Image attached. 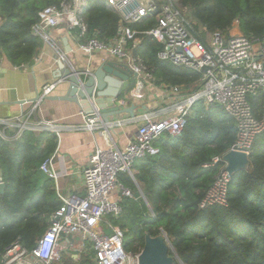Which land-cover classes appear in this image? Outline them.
<instances>
[{"label":"trees","instance_id":"16d2710c","mask_svg":"<svg viewBox=\"0 0 264 264\" xmlns=\"http://www.w3.org/2000/svg\"><path fill=\"white\" fill-rule=\"evenodd\" d=\"M62 1L0 0V56L14 66L32 63L42 44L32 30L38 12L58 7ZM174 2L187 9L195 30L205 26L229 36L236 26L237 34L264 43V0ZM83 18L87 31L81 41L95 37L109 43L115 37L118 14L105 0H90ZM154 23L147 18L132 28L144 30ZM161 48L162 44L142 36L133 51L153 67L155 84L195 91L201 73L158 59ZM249 101L259 117L264 94ZM236 134L235 120L221 106L198 101L190 108L180 135L161 134L153 141L157 154L137 159L132 175L119 173L132 197L120 198V214L110 219L122 229L126 250L141 249L145 231L153 236L163 231L182 264H264V131L254 138L249 168L231 176L227 205L199 208L223 166L222 162L212 164V159L231 148ZM57 142L51 131L26 130L13 145L0 139V176L5 184L0 193V253L16 240L31 247L62 206L54 181L39 169L55 152ZM92 255L91 250L80 254L79 264H92Z\"/></svg>","mask_w":264,"mask_h":264},{"label":"built area","instance_id":"2783aa9c","mask_svg":"<svg viewBox=\"0 0 264 264\" xmlns=\"http://www.w3.org/2000/svg\"><path fill=\"white\" fill-rule=\"evenodd\" d=\"M89 3L90 0H65L58 7L47 6L38 12L39 19L32 30L53 48L57 59L72 70L76 68L67 53L50 37L49 31L54 27L63 26L88 58L97 52L115 56L127 64L137 80L128 95L117 99L116 104L124 107L130 99L140 97L146 86H157L162 100H173L170 113L146 111L136 119L138 126L133 140L121 148L111 136V130L121 124L120 120L104 122L95 108L91 113L81 111L82 123L70 127L98 130L104 140V146L97 147L89 155L81 170L83 195L62 193L59 181L64 174L54 167L56 152L46 158L39 169L54 181L62 206L52 214L49 226L31 247L14 241L0 253V264H64V255L80 258V254L88 250L93 252L94 264H138L141 249L126 250L122 229L107 219L120 214V198L132 197L131 190L120 181L119 173L132 175L137 159L157 154L159 149L153 141L161 134L180 135L190 108L198 101L204 105L218 104L235 120L236 140L228 151L249 154L254 138L264 131V104L257 117L249 101L251 96L264 94V43L259 39L241 34L226 36L220 31H209L205 26L195 30L193 21L186 16L187 9L174 0H105V4L118 14L115 37L109 43L95 37L81 41L87 31L83 11ZM147 18L154 19L151 27L132 28L133 23ZM142 36L162 44L157 52L158 59L200 72V86L193 92H185L178 85L155 84L153 67L133 51ZM89 65L88 59L86 71L90 70ZM204 66L208 67L205 72L201 70ZM59 82L60 79L44 84L41 96L51 94ZM31 114V111L21 112L13 118L0 119V139L13 145L26 130L36 134L51 131L59 139L63 126L52 119L34 120ZM8 128L14 131L7 133ZM222 156L212 159V164L222 162L223 166L201 199L199 208L227 205L231 175L224 169ZM0 182H3L1 176ZM75 236L81 241L79 246L73 245Z\"/></svg>","mask_w":264,"mask_h":264},{"label":"crops","instance_id":"0c3cea01","mask_svg":"<svg viewBox=\"0 0 264 264\" xmlns=\"http://www.w3.org/2000/svg\"><path fill=\"white\" fill-rule=\"evenodd\" d=\"M50 37L59 44L68 59L76 69L84 68L90 60L91 68L107 60L119 61L115 56L105 52H97L86 57L76 46L73 39L67 34L63 26L50 29ZM66 38V44L63 39ZM142 37L139 38L141 44ZM58 59L53 48L42 40L41 47L33 62L21 66L12 65L5 56H0V119L13 118L21 112H32L31 117L37 119H52L59 126H63L56 147L54 167L57 172L64 174L59 186L64 194L83 195L81 170L86 165L89 155L97 148L104 146V140L98 130H76L70 126L82 123V109L74 103L60 100L42 99L41 88L46 83L59 80L56 77ZM128 81L126 82L127 85ZM128 86V85H127ZM134 86L128 88L121 97L128 95ZM67 84L59 82L49 96L61 95L65 92ZM160 89L157 86H146L140 97L130 99L124 107L136 105L134 119L124 113L116 120L121 124L111 130L113 141L119 147H124L132 141L137 130L136 119L146 111L157 110L161 114L170 113L169 108L173 100H162ZM36 96L40 99L33 100ZM7 133L14 131L6 129ZM67 255V254H66ZM64 255V264H71L70 257ZM75 258V256L71 257ZM93 263V261L91 260ZM94 264V263H93Z\"/></svg>","mask_w":264,"mask_h":264},{"label":"water","instance_id":"95a60500","mask_svg":"<svg viewBox=\"0 0 264 264\" xmlns=\"http://www.w3.org/2000/svg\"><path fill=\"white\" fill-rule=\"evenodd\" d=\"M66 44V38L63 39ZM86 71L84 68L71 69L68 65L58 61L56 77L67 84L65 92L61 95L41 96L42 99L60 100L71 102L79 106L83 112L91 113L97 109L100 118L107 122L124 113L130 117L134 116L136 105L123 107L116 104L127 90L126 82L135 77L127 64L114 60H107ZM208 67L201 68L206 71ZM40 99L36 96L33 100ZM222 159L225 163L224 169L232 176L240 170L249 168V154L240 151H228ZM5 188L4 182H0V193ZM170 242L166 234L161 231L157 235L144 232V242L138 256V264H180L178 257L169 253Z\"/></svg>","mask_w":264,"mask_h":264},{"label":"rangeland","instance_id":"374dc122","mask_svg":"<svg viewBox=\"0 0 264 264\" xmlns=\"http://www.w3.org/2000/svg\"><path fill=\"white\" fill-rule=\"evenodd\" d=\"M237 33H238V29H237L236 26H234V28L232 29V33H231V34H237ZM136 83H137L136 78H135V77H132L131 79L128 80V83H127L128 86L126 85L127 89L130 88L131 86H135ZM107 219L109 220V222L112 223L110 217H107ZM112 224H113V223H112ZM113 225H114V224H113ZM72 240H73V245H74V246H79L80 243H81V241H80V239H79L78 236H75ZM86 243H87V242H86ZM86 245H87V247H89V244H88V243H87ZM170 249H171V245H170ZM171 252L174 253L172 249H171ZM81 261H82V260H81ZM179 261H180V260H179ZM83 262H84V261H83ZM70 263H71V264H79V263H80V260H79V258H72V259H70ZM85 263H86V261L84 262V264H85ZM179 263L182 264L181 262H179ZM66 264H67V263H66ZM92 264H93V263H92Z\"/></svg>","mask_w":264,"mask_h":264}]
</instances>
